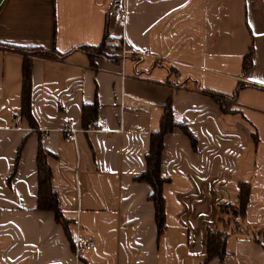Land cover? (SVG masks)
<instances>
[{
  "label": "crops",
  "instance_id": "1",
  "mask_svg": "<svg viewBox=\"0 0 264 264\" xmlns=\"http://www.w3.org/2000/svg\"><path fill=\"white\" fill-rule=\"evenodd\" d=\"M111 3L0 0V264H202L243 185V220L204 264H264V0H126L123 17ZM105 37L116 52L81 49ZM122 41L140 54L120 56ZM165 107L178 126L163 136L159 232L135 177ZM41 148L64 225L38 208ZM83 237L95 245L77 256Z\"/></svg>",
  "mask_w": 264,
  "mask_h": 264
},
{
  "label": "trees",
  "instance_id": "2",
  "mask_svg": "<svg viewBox=\"0 0 264 264\" xmlns=\"http://www.w3.org/2000/svg\"><path fill=\"white\" fill-rule=\"evenodd\" d=\"M109 42L105 37L103 43L98 47H85L81 48L89 54L90 57L94 54H100L101 50L108 48ZM111 44V43H110ZM25 51H31V53H47L57 57V53L50 51L49 53L43 49H24ZM117 50V49H116ZM50 55V56H51ZM59 55V54H58ZM60 56V55H59ZM249 65L248 55L245 58L244 67ZM93 109V108H92ZM21 114L33 125V117L30 112V65L28 60H25L23 64V86L21 94ZM95 110L89 111L86 119L91 122L95 118ZM178 126L171 118L169 107H165L163 116L160 121V127L156 132L150 135V148L146 156V169L135 177L138 181H145L151 185L152 191L148 198L153 202L155 209V223L159 232L164 228V203L161 193V187L163 178L160 176V156L163 146V136L167 131L173 127ZM37 167V184H38V208L41 210H49L54 213L55 220L64 225L65 221L61 215L58 207L56 194L51 186V170L46 162V153L41 148L37 152L36 156ZM249 188L245 185L241 186L238 195V203L236 205H221L219 207L218 222L221 223L222 229H211L207 235V249L206 255L202 262L204 264L213 257L219 258L222 262L225 251V243L227 236L230 233L236 232L240 225V221L243 220L245 207L248 199ZM252 237L257 235L252 234ZM258 237V236H257Z\"/></svg>",
  "mask_w": 264,
  "mask_h": 264
},
{
  "label": "built area",
  "instance_id": "3",
  "mask_svg": "<svg viewBox=\"0 0 264 264\" xmlns=\"http://www.w3.org/2000/svg\"><path fill=\"white\" fill-rule=\"evenodd\" d=\"M125 10H126V0H112L109 11L111 15L117 17H123L125 15ZM118 45L120 46L118 52L122 57L126 55H138L141 52L137 49L127 47L124 41H122V43H119ZM117 50L114 47L110 48L111 53H114ZM62 132L65 134L67 139L74 140L76 137L77 130L73 129L72 127H64L62 128ZM94 245L95 243L91 240H88L87 238L84 237L79 238L74 243V252L77 256H80L87 248L94 247Z\"/></svg>",
  "mask_w": 264,
  "mask_h": 264
},
{
  "label": "rangeland",
  "instance_id": "4",
  "mask_svg": "<svg viewBox=\"0 0 264 264\" xmlns=\"http://www.w3.org/2000/svg\"><path fill=\"white\" fill-rule=\"evenodd\" d=\"M105 51H106V53H108V52L111 53V51H110L108 48H105ZM224 98H225V97H223V96H217V95H216V99L219 100V101H220V100H224Z\"/></svg>",
  "mask_w": 264,
  "mask_h": 264
}]
</instances>
